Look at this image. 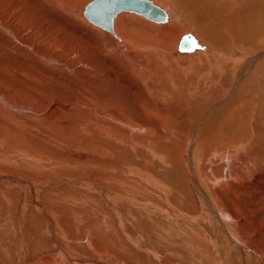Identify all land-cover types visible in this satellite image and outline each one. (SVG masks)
Wrapping results in <instances>:
<instances>
[{
  "label": "bare ground",
  "instance_id": "obj_1",
  "mask_svg": "<svg viewBox=\"0 0 264 264\" xmlns=\"http://www.w3.org/2000/svg\"><path fill=\"white\" fill-rule=\"evenodd\" d=\"M92 1L0 0V160L13 172L0 173V264L13 252L12 264H182L147 243L122 200L190 220L177 228L195 242L204 220L223 251L264 264V0H151L165 20L121 11L112 33L85 17ZM39 186L66 188L67 228ZM165 225L159 243L173 245Z\"/></svg>",
  "mask_w": 264,
  "mask_h": 264
},
{
  "label": "rangeland",
  "instance_id": "obj_2",
  "mask_svg": "<svg viewBox=\"0 0 264 264\" xmlns=\"http://www.w3.org/2000/svg\"><path fill=\"white\" fill-rule=\"evenodd\" d=\"M154 1V0H153ZM87 2V1H86ZM155 2V1H154ZM155 3H157V2H155ZM157 4H159V5H161L160 3H157ZM162 6V5H161ZM164 7V6H163ZM127 13H129V15H131V17H133V19H135V20H137V21H139V22H141V21H143L144 22V20H146V19H144V18H142V17H140V16H138V15H135L134 13L132 14V13H130V12H127ZM135 15V16H134ZM137 17V18H136ZM151 22V21H150ZM89 23V22H88ZM5 145H1L0 146V153H5V152H3L2 150L5 148L4 147ZM2 149V150H1ZM129 152V153H128ZM128 152H126V154H127V156L128 157H131L132 158V162H135L136 160H135V157H138L139 156V153H137V155L135 156L133 153H131L130 151H128ZM130 154V155H129ZM1 155V154H0ZM134 158V159H133ZM213 160V161H212ZM218 159H216V157H211V163L207 160V159H204L203 158V163L208 167V166H210V164H211V166L212 165H214V164H216V165H214L213 166V169L214 168H216V167H218V166H220V160H218ZM6 161L5 160H0V173H6V174H13V172H9L10 171V167L9 166H7L6 165V163H5ZM152 163H154V164H156L157 162H155V161H153ZM217 164H218V166H217ZM222 164V163H221ZM4 166V167H3ZM6 167V168H5ZM8 169V170H7ZM210 169V168H209ZM212 169V170H213ZM5 170V171H4ZM153 170V172L155 173V169H152ZM6 171H8L9 173H7ZM172 175H171V174ZM169 173V175H171V179H174V173L171 171ZM168 174V173H167ZM14 175H16V173L14 174ZM166 176V175H165ZM167 178L169 179V176L167 175ZM39 183H41V178H39V179H36ZM35 180V181H36ZM208 181V180H207ZM13 188V187H12ZM11 188V189H12ZM66 191V188L65 187H62V186H57V187H55V189H53V188H51V187H48V186H46V187H43V188H41V186H39L38 187V196H39V199L41 200V203H43L42 205L45 207V209L47 210V212H53L55 215H56V217H57V223L58 224H60L63 228H65L67 225H66V223H63L61 220H60V218L64 215V216H66L67 215V208L69 207V209H72V207L74 208H76V205H75V203H71V202H69V201H62L60 198H59V196H60V194H62L63 192H65ZM87 193H88V195H91V197H88L89 198V200H87L88 201V206H89V209H91V207H94V208H96V205L95 204H98L99 203V201H97L98 199L95 197V198H93V195H94V192H92V191H89V190H85ZM11 192V191H10ZM43 192V193H42ZM50 192V193H49ZM93 194H92V193ZM12 193V197H14V198H17V191H13V192H11ZM45 193V194H44ZM53 193V194H52ZM80 193V192H79ZM91 193V194H90ZM51 196V197H50ZM116 196H120V195H118L117 193H115V196H114V201H115V197ZM53 198V199H52ZM56 199V202H57V204H56V202H55V199ZM58 198V199H57ZM96 199V200H95ZM53 200V201H52ZM93 200V201H92ZM91 201V202H90ZM96 201H97V203H96ZM68 202V203H67ZM95 202V203H94ZM125 201L124 200H122L121 202H114L117 206H119L121 209H122V212L124 213V214H126L127 212H129V214L130 215H132V219H134V221L136 220V221H139V223H138V225L142 228L141 230H142V236L144 237V238H146L145 240H148L147 241V243L149 242L150 244H153V245H156V246H158V249L160 250L161 248H164L168 253H172L174 256H176V257H180V258H178V259H180V261H181V263L182 264H216V262H217V264H242L241 263V256L240 257H238V255L239 254H237V251H235V252H233L232 253V251H230V250H228V251H226L225 249H224V251H223V248L220 246V241L219 242H217V240L218 239H216V233H217V227L214 225H210V224H208L207 222H205L204 220L202 221V222H199L198 224H201L202 225V227L201 228H203L204 229V236H205V238H204V236L202 235V236H199V237H196V240H197V242H195L193 239L191 240V238L189 237V239H187L188 238V235L189 234H187L186 235V237L185 238H183L182 236H183V234H181L180 233V231H179V229L183 226V230H184V228H186V230H188L189 228H190V225H192V224H194L193 222H191L190 220H187L186 219V221L187 222H185L184 221V223L183 224H178L179 223V220H177V221H175L176 219H178V218H175V217H173L174 215H165L164 217H162L161 215H158V214H149V215H147V217H145V215L146 214H148V213H145L142 209V207L140 206V205H132V204H128V202L127 203H124ZM1 203V202H0ZM4 203V202H3ZM13 203V202H12ZM95 206H94V205ZM58 206V207H57ZM65 206V207H64ZM9 208V211H10V213H11V218H12V220H14V222H17L18 220H15V219H17L16 218V216H15V214H14V211H13V209H14V205H13V208H12V206L11 207H8ZM137 208V209H136ZM128 209V210H127ZM88 210V209H87ZM126 212V213H125ZM140 212H142V213H140ZM139 213V214H138ZM145 213V214H144ZM14 214V215H13ZM66 214V215H65ZM144 214V215H143ZM128 215V214H127ZM114 217H116V215L114 214L113 215ZM149 216V217H148ZM152 216H154V217H152ZM41 217H42V214H41ZM145 217V218H144ZM173 217V218H172ZM93 218H96V217H93ZM150 218V219H149ZM163 218V219H162ZM115 219V218H114ZM154 219V220H153ZM120 222L122 223V224H120V223H117V220H115L116 221V225L117 226H122V230H125L124 232L126 233V234H128L129 235V237L131 238L132 237V239H134L135 240V244L137 245V247H138V252H140L141 251V253H144L143 251H144V246L147 244L146 243V241H144V239H141L140 237H139V235L140 234H138V232H137V230H136V228H134V226L132 225V223L130 222V220H127V219H124V217H121L120 218ZM151 220V221H150ZM167 222L172 226L173 224V226H172V229L174 230V233H176V237H175V241L173 242V245H172V243L171 244H168L167 245V243H163V242H161V243H159L160 241H159V237H158V232H159V227L160 226H166L165 224H167ZM177 222V223H176ZM173 223V224H172ZM189 223V224H188ZM188 226H187V225ZM207 224V225H206ZM15 225H17L18 226V222L17 223H15ZM152 225V226H151ZM179 225V226H178ZM200 225V226H201ZM157 226V227H156ZM179 229H178V228ZM212 227V228H211ZM67 228V227H66ZM121 228V227H120ZM176 230H175V229ZM203 229H201V230H203ZM212 229H213V231H212ZM182 230V231H183ZM191 230V229H190ZM205 230H206V232H205ZM153 231V232H152ZM176 231V232H175ZM168 233V231H166V234ZM180 233V234H179ZM188 233H189V231H188ZM209 235V236H208ZM211 235V236H210ZM42 236V235H41ZM216 236V237H215ZM207 237V238H206ZM210 237V239H208ZM211 237H212V239H211ZM180 238H182V239H180ZM151 239V240H150ZM150 240V241H149ZM182 240H183V242H182ZM187 240V241H186ZM210 240L212 241V242H210ZM220 240V239H219ZM166 241V240H165ZM186 241V242H185ZM202 241H203V243H202ZM207 241V242H206ZM131 245H133L130 241H128ZM148 243V244H149ZM155 243V244H154ZM182 243V244H181ZM202 243V244H201ZM163 246H162V245ZM189 244V245H188ZM216 244V245H215ZM47 245V246H46ZM49 245V243H48V236H45L44 237V240L41 242V249L42 250H45V249H47L48 250V246ZM139 245V246H138ZM165 245V246H164ZM170 245V246H169ZM208 247H207V246ZM209 245H211L212 247H209ZM11 246V245H10ZM184 246V247H183ZM188 246L191 248V250L190 249H188ZM205 246H206V249H205ZM136 247V248H137ZM167 247V248H166ZM193 247V248H192ZM208 248V249H207ZM210 248V249H209ZM141 249V250H140ZM195 249H197V250H195ZM46 250V251H47ZM140 250V251H139ZM221 250V251H220ZM212 252V254H210ZM225 252V253H224ZM11 253H12V251H11ZM14 253V252H13ZM13 253L11 254L13 257L12 258H10L9 259V262H10V264H12L13 263V261H14V259H15V256L13 255ZM227 253V254H226ZM190 254V255H189ZM209 255V256H206V255ZM225 254V255H224ZM210 255H212V256H210ZM214 255V256H213ZM228 255V256H227ZM55 256V255H54ZM225 256V257H224ZM23 258H24V256H22ZM194 257V258H193ZM213 257V258H212ZM217 257V258H216ZM55 258H57V255L55 256ZM225 258H226V260H225ZM232 258V259H231ZM207 259V260H206ZM215 259V260H214ZM219 259H222L221 261L219 260ZM229 259V260H228ZM235 259V260H234ZM204 260V261H203ZM218 260V261H217ZM225 260V261H224ZM239 260V261H238ZM25 260H23L22 259V262L20 263V264H26L25 262H24ZM233 261V262H232ZM15 264H16V262H15Z\"/></svg>",
  "mask_w": 264,
  "mask_h": 264
},
{
  "label": "water",
  "instance_id": "obj_3",
  "mask_svg": "<svg viewBox=\"0 0 264 264\" xmlns=\"http://www.w3.org/2000/svg\"><path fill=\"white\" fill-rule=\"evenodd\" d=\"M121 11L135 12L156 22L167 18L165 11L151 0H93L87 5L84 15L91 23L112 33V21ZM192 40L190 34L184 36L179 43V50L189 51L194 44Z\"/></svg>",
  "mask_w": 264,
  "mask_h": 264
}]
</instances>
